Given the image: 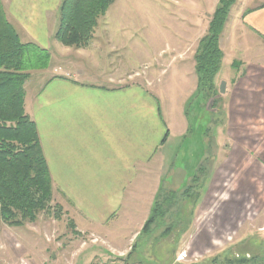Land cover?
<instances>
[{"label": "rangeland", "instance_id": "1", "mask_svg": "<svg viewBox=\"0 0 264 264\" xmlns=\"http://www.w3.org/2000/svg\"><path fill=\"white\" fill-rule=\"evenodd\" d=\"M155 1L115 0L83 49L58 43L53 35L58 8L47 13L40 32L51 61L46 70L30 72L26 111L31 112L33 99L52 76L109 87L154 80L167 122L165 103L183 106L188 96L185 136L173 137L160 150L155 160L161 164L139 192L144 200L156 193L154 200L161 203L164 214L141 231L119 263L123 259L128 264H239L241 260L264 264V69L251 68L243 77L241 65L232 67V58L226 57L215 84L218 89L226 80L228 89L209 96L190 94V85L197 86L194 68L188 73L189 56L196 46H175L171 38L175 30L154 29L155 20L164 16ZM14 24L26 40L37 33L33 19ZM189 186L192 189L185 195ZM173 192L172 200L166 201ZM65 212L63 207L60 220L41 213L22 228L0 224V264L117 260L108 242L78 231L75 225L72 229L73 219Z\"/></svg>", "mask_w": 264, "mask_h": 264}, {"label": "crops", "instance_id": "2", "mask_svg": "<svg viewBox=\"0 0 264 264\" xmlns=\"http://www.w3.org/2000/svg\"><path fill=\"white\" fill-rule=\"evenodd\" d=\"M11 1L3 0L9 21L17 29L14 23L33 19L37 33L29 34L28 40L46 49L40 31L47 24L46 14L55 13L60 0ZM220 1L156 0L158 13L164 16L155 20L154 29L175 30L171 35L175 46L197 47ZM219 46L222 61L232 58L231 66L241 65L243 77L251 68L264 69V0H235ZM181 51L176 50L177 57ZM189 60L188 73L194 68L193 57ZM225 84L227 90L226 80ZM153 85L154 80L109 87L52 76L33 99L31 112L26 111L35 122L54 194L78 231L110 244L117 260L109 264H124L119 259L151 216L156 193L144 200L139 192L161 164L156 155L188 130V96L181 101L183 106L165 103L167 122L157 96L160 88ZM195 90L196 86L188 88L190 94Z\"/></svg>", "mask_w": 264, "mask_h": 264}, {"label": "trees", "instance_id": "3", "mask_svg": "<svg viewBox=\"0 0 264 264\" xmlns=\"http://www.w3.org/2000/svg\"><path fill=\"white\" fill-rule=\"evenodd\" d=\"M114 2L60 0L54 39L67 48H87L100 21ZM234 2L220 1L206 33L198 41L193 56L197 77L195 97L219 92V86L217 89L215 84L222 62L219 39ZM50 61L48 51L24 39L9 21L3 0H0V224L9 227L22 228L32 224L41 213L57 220L63 216L62 205L55 203L53 182L35 122L25 108V85L30 79V72L46 70ZM191 189L192 186H189L185 195ZM171 194L173 196L166 201L172 200L174 192ZM163 214L161 203L154 201L151 216L142 232L156 216ZM70 227L75 228L72 221ZM121 261L128 264L123 259ZM239 262L243 264L246 261Z\"/></svg>", "mask_w": 264, "mask_h": 264}, {"label": "water", "instance_id": "4", "mask_svg": "<svg viewBox=\"0 0 264 264\" xmlns=\"http://www.w3.org/2000/svg\"><path fill=\"white\" fill-rule=\"evenodd\" d=\"M225 87H226L225 82H221L219 85V92L223 94L225 92Z\"/></svg>", "mask_w": 264, "mask_h": 264}]
</instances>
